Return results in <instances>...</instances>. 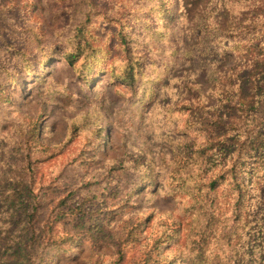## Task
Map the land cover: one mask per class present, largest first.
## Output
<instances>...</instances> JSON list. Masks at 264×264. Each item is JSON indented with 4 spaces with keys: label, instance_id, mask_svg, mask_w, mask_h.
<instances>
[{
    "label": "trees",
    "instance_id": "16d2710c",
    "mask_svg": "<svg viewBox=\"0 0 264 264\" xmlns=\"http://www.w3.org/2000/svg\"><path fill=\"white\" fill-rule=\"evenodd\" d=\"M81 1L85 8L84 15L79 19L72 17L71 20L76 21L67 29L59 31L56 38L41 49V52L30 48L27 40H23L20 47H0L2 60L9 63L3 67L0 61V79L10 77L12 68L22 69L37 77L42 89L51 99L56 94L68 96L69 93H63L67 90L66 84L45 74L47 63L60 57L59 61L65 59L69 63L74 81L84 89L99 74H109L111 82L127 85L131 95L127 96V102L119 111L123 110L129 118L138 117L137 122L144 126L147 123L143 120L148 114L146 109L152 110L149 105L155 102L157 92L171 89L165 78L174 60L164 56L167 52H183L185 56H191L195 60H199L202 55L216 57L227 53L241 56L258 54L261 61H264V52H256L257 49L264 51V41L261 40L264 0H209V8L201 12L193 23L195 28L200 26L201 31V26L207 28L206 32L195 35L183 50H178L171 41L166 42L161 37L166 35V30H159L161 27L166 28V23L173 20L176 5H169L168 0H155L159 4L150 8L158 13L156 15L162 25H153L156 26L154 36L144 41L145 47L141 51H135L132 46L134 37L131 38V35L135 34L131 31L136 24L141 29L146 25L140 20L130 24V20L122 18L125 15H135L136 9L130 7L122 11L119 8V4L129 3L131 0H112V4L104 9L98 5L99 0ZM246 5L248 12L243 11ZM97 22H114V45L96 34ZM150 38H154L161 47L160 53L163 56L160 55L158 59L151 56L153 42ZM204 42L212 44L203 45ZM33 60H38L36 66ZM239 75L240 73L235 74L234 79L237 81L232 84L233 79L228 84L222 80L221 84L213 77L217 84L214 92L222 99L235 97L234 88H240ZM14 76H17V71ZM7 83L9 82L0 83V108L9 101L4 88ZM250 97L242 101L245 104L251 101L254 107L247 113L248 119H239L235 123H224L207 106L204 96L200 94L186 98L180 105L169 103L153 110L161 117L162 122L168 124L167 120H177V126L184 129L180 139L170 141L172 150L169 155L175 163L171 165L165 156H161L164 162L158 164L170 179L179 176L178 186L170 188V192L185 193L191 199L187 211L193 214L192 228L183 245L177 243V235L181 230L180 220L171 214L170 219H157L158 228L151 234H147L143 228L151 220L150 215L121 219L116 231L108 223L115 216L109 214L111 209L107 204L108 197L116 196L117 200L112 206L117 210L122 209L128 204L126 201L130 200L129 193H118L128 182V171L133 176L139 173L133 182L134 188L141 183H155L158 173L155 166L149 173L144 172L141 168L143 162L137 157L133 160L122 158L125 161L121 159L117 162L115 159L106 169L108 176L105 171L104 174L89 173L84 185H59L57 192L44 190L37 196L33 189V179H19L10 183V193L17 196L18 191H21L27 205L20 215L21 221L17 223L21 225L18 231L20 234L5 229L6 233L2 236L4 230L0 231V249L4 253H0V264H47L46 259H51V252L63 251L81 237H88L94 244L105 243L114 251V256L107 263L96 259L93 264H264V236L262 244L250 247L253 244L250 241L254 236V228L255 231L260 230L261 235L264 234V227L260 218L254 217L252 206L246 202V195L250 191L248 176H258L264 169V102H260L259 108L255 109L257 103ZM73 122L74 119L71 123ZM84 124L88 125L89 122L85 119ZM74 128L78 129V125ZM18 132L24 150L25 173L28 175L35 173L39 162L56 157L65 149H60L61 145L45 146L39 138L37 121L32 118L25 119ZM77 133L79 135V131ZM72 139L73 136H69L65 144ZM91 141L92 138L73 157V163L80 164L84 150L91 145ZM99 145H102L101 140ZM149 160L152 161L151 158ZM124 174L126 175L122 178H115ZM98 175H102V178H97ZM105 175L108 179L105 188L98 186L84 190L85 186L106 183ZM220 187L233 190L235 195L232 197L231 207H222L218 202ZM7 197L8 194L1 201L11 202ZM12 199L16 198L13 196ZM104 212L108 213L103 218L105 223L92 222ZM171 248L175 250L169 254L165 252V249Z\"/></svg>",
    "mask_w": 264,
    "mask_h": 264
},
{
    "label": "rangeland",
    "instance_id": "374dc122",
    "mask_svg": "<svg viewBox=\"0 0 264 264\" xmlns=\"http://www.w3.org/2000/svg\"><path fill=\"white\" fill-rule=\"evenodd\" d=\"M111 4L112 0L98 1L102 9ZM158 4L159 2L155 0H131L129 3L119 4L122 11L130 7L137 10L135 15H125L122 18L130 20V24L140 20L146 25L141 29L136 24L131 31L135 34V36L131 35V38L134 37L132 46L135 51H141L145 47L144 41L154 36L156 27H153L154 24L162 25L156 15L158 13L150 8ZM168 4L176 5V10L173 20L166 23V28L159 29L166 30V35L161 37H164L166 42H173L178 50H183L186 43L192 41L195 35L206 32L207 28L201 26V31L200 26L195 28L193 23L201 12L209 8V0H168ZM83 6L81 0H0V47L13 45L20 47L23 40H27L30 48L33 47V50L41 52V49L47 47L49 42L56 38L59 31L67 29L76 21L71 20L72 17L75 16L74 18L77 17V19L82 17L85 10ZM247 8V5L243 7V11L248 12ZM146 20H153V22ZM97 25L96 34L114 45L116 41L114 22L101 24L97 22ZM261 31L263 33L261 40L264 41V26L261 27ZM150 39L153 42L151 56L158 59L161 55V47L154 38ZM208 44L212 43H203V45ZM256 52L264 51L257 49ZM164 56L174 60L165 78L171 89L166 92L164 90L157 92L155 102L149 105V109L152 108V110L146 109L148 114L143 120L147 123L144 126L137 122L138 117L129 118L123 110L119 111L125 101L127 102V96L131 95L127 85L111 82L109 74H99L97 79L84 89L74 81V74L69 63L65 59L59 61L60 57L47 63L48 69H45V74L66 84L67 90L63 93H69L68 96L56 94L51 99L42 89L37 77L27 74L22 69L20 71L12 68L10 77L0 79V83L9 82L4 85L9 101L0 108V231L4 230L2 236L6 233L5 229L18 235L21 225L17 223L21 221L20 215L23 214L24 206L27 205V200L21 191H18L17 196L10 193L12 192L8 189L10 183L19 179L29 181L33 179V189L39 196L44 190L57 192L59 185L64 187L84 185L89 173L104 174L105 171L107 175L106 169L115 162V159L119 162L122 158L133 160L137 157L143 162L141 168L144 172L149 173L153 166L158 168L155 183H141L134 188L133 182L136 181L139 173L133 176L128 171V182L118 193L120 195L129 193L130 200L126 201L128 204L122 209L117 210L112 206L117 200L116 196L108 197L107 204L111 209L109 214L115 215L108 223L113 225L116 231L121 219L144 218L150 215L151 220H148L143 228L147 234H151L158 228L156 220H164V217L170 219L171 214L180 220L181 230L177 235V243L180 245L185 243L193 222L192 212L187 211L188 202L191 199L185 193H171L170 188L179 184V176L170 179L163 169L158 167V164L161 165L164 162L161 156H165L171 165L175 163L169 155L172 150L170 141L180 139L184 129L177 126V120H167L168 124L162 122L161 117L153 110L169 103L180 105L186 98L200 94L204 96L207 106L217 113L224 123L248 119L247 113L254 107L251 101L242 103L243 99L251 96L250 98L257 103L255 109L259 108L260 102H264V61H261L258 54L241 56L236 53H227V55L219 54L216 57L202 55L199 60L185 56L183 52L174 54L167 52ZM0 61L3 67L9 64L2 60L1 55ZM37 61L33 60L34 66L37 65ZM160 62L164 64L163 61ZM237 73H240V88H234L235 97L228 95L231 99L220 98L214 92L217 84L213 77L221 84H223L222 80L228 84L233 79L232 84L237 81L234 79ZM28 118L37 121L39 138L45 146L61 145L60 149L65 148L56 157L39 162L35 173L31 175L25 173L24 150L21 147V137L18 132L20 125ZM73 119L74 122L71 123ZM85 119L89 122L88 125L84 124ZM75 125H78V129L74 128ZM69 136H73V139L65 144ZM91 138V145L84 150L80 164L73 163V157L89 143ZM106 175V183L85 186L84 190L98 186L105 188L108 183ZM125 175L115 176V178H122ZM97 178H102V175H98ZM247 181L250 186V191L246 195L247 205L252 206L254 217L258 216L264 227V169L258 176L249 175ZM7 194V199L12 201L2 202L3 196ZM234 195L231 188L220 187L218 202L222 207H231ZM13 196L16 199H12ZM107 216L108 213H101L98 219L92 222L105 223L103 218ZM253 232L254 236L250 241L253 244H250V247L262 244L264 236L263 233L260 235V230L255 231V228ZM8 235L10 237V232ZM174 250V248L165 249V252L169 254ZM1 252L3 253L0 249ZM50 254L51 259H46L47 264H93L96 259L107 263L114 256V251L105 243L94 244L88 237H81L65 250Z\"/></svg>",
    "mask_w": 264,
    "mask_h": 264
}]
</instances>
